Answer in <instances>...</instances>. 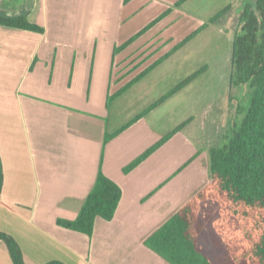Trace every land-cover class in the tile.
<instances>
[{"label": "rangeland", "instance_id": "rangeland-1", "mask_svg": "<svg viewBox=\"0 0 264 264\" xmlns=\"http://www.w3.org/2000/svg\"><path fill=\"white\" fill-rule=\"evenodd\" d=\"M20 1L0 0V15ZM124 1L49 0V12L42 21L48 22V28L53 32L59 26V33L63 37H68L69 29L64 28L60 19L67 16L72 21L71 28L77 35V43H81L89 54H82L78 58L80 65L88 66L93 75V90L99 89L103 79L105 85L110 82L111 98H107L106 105L110 113L109 130L113 134L125 128L185 78L207 67L206 72L190 85L114 140L108 158L113 178L117 179L118 176L125 183V188L130 187V182L126 180L128 175L122 174V168H126L178 125L189 121L186 128L145 161L138 171L132 172L137 178V190L145 196L141 198L148 195L147 199L154 197V200L162 202L166 196L174 195L173 199H180L178 203L175 201V205L173 200L170 212H175L208 183V149L220 142L229 121L239 116L241 106L248 104L247 88L230 86L231 58L234 35L240 30L242 10L247 4L254 7L256 0H186L180 7H175L180 0H131L128 4H124ZM228 6L231 9L219 25L209 24L128 91L120 97H112ZM167 9L173 10L167 18L126 50L112 57L114 47H119L143 30ZM32 79L33 76L27 78V84ZM106 90L109 91L108 85ZM80 93L82 98L83 92ZM0 128L12 129L9 147L14 146L20 168L27 171L30 156L23 129L16 120L8 121L1 117ZM5 159L16 160L14 155L7 152ZM190 159H194L193 162L179 171ZM13 177L11 172L10 178ZM150 188L154 192H150ZM28 191L29 198L25 202L30 204L34 190L29 188ZM221 218L216 203L208 201L202 205L199 244L213 264H239L233 260L227 243L235 236L230 225L223 226L227 232L226 240L216 231L215 223ZM240 264L247 263L242 261Z\"/></svg>", "mask_w": 264, "mask_h": 264}, {"label": "crops", "instance_id": "crops-1", "mask_svg": "<svg viewBox=\"0 0 264 264\" xmlns=\"http://www.w3.org/2000/svg\"><path fill=\"white\" fill-rule=\"evenodd\" d=\"M25 8L27 1L21 0L4 13H23ZM48 12L49 0H33L28 13L29 22L40 24L44 34L0 25V117L17 121L30 156L29 169L24 171L14 146L9 147L12 129L0 128L4 174L0 233L17 241L25 264H170L145 243L182 208L170 212L173 200L175 205L180 199H173L174 195L162 202L147 199L148 195L141 198L145 196L137 190L132 172L142 165L126 175L130 187L125 188L118 176L113 178L108 158L112 142L123 132L105 143L113 134L106 105L110 82L109 91L104 79L93 90V75L78 58L88 52L77 43L72 21L66 15L60 19L69 29L68 37H63L59 26L53 32L42 21ZM6 152L16 160H6ZM100 171L122 190L114 218H97L92 236L58 226L59 219L78 217ZM29 188L34 196L27 204ZM0 264H13L2 241Z\"/></svg>", "mask_w": 264, "mask_h": 264}, {"label": "trees", "instance_id": "trees-1", "mask_svg": "<svg viewBox=\"0 0 264 264\" xmlns=\"http://www.w3.org/2000/svg\"><path fill=\"white\" fill-rule=\"evenodd\" d=\"M129 1L131 0H125L124 4ZM185 1L180 0L175 7H180ZM230 9V6L226 7L208 24L191 33L112 97H120L128 91L142 77L203 32L209 24L219 25ZM30 10L31 7L25 8V11L16 17L0 15V25L44 34L41 26L29 22ZM172 12V9H167L143 30L119 47H114L112 57L126 50ZM239 24L240 30L234 35L232 46L230 86L246 87L248 104L241 106L239 116L229 121L220 142L208 149V183L145 243L147 248L170 264H213L199 244V215L202 205L208 201L218 205L222 216L215 223L217 233L226 240L227 232L223 226L227 224L235 234L234 238L227 241L233 260L239 264L242 261L247 264H264V0H256L254 7L251 4L245 5ZM206 70L207 67H203L185 78L125 128L106 137L105 143L137 124ZM188 124L189 121H185L170 131L124 168L123 173L128 175L142 165ZM193 160H188L179 171L187 168ZM3 181V162L0 156V202ZM121 199V188L100 171L78 217L73 221L59 219L57 224L65 229L92 236L96 219L111 221ZM0 241L7 246L13 264H25L20 246L12 236L0 233Z\"/></svg>", "mask_w": 264, "mask_h": 264}, {"label": "water", "instance_id": "water-1", "mask_svg": "<svg viewBox=\"0 0 264 264\" xmlns=\"http://www.w3.org/2000/svg\"><path fill=\"white\" fill-rule=\"evenodd\" d=\"M32 2L33 0H27V8L32 7ZM17 15H19V13H14L12 15H9V17H16Z\"/></svg>", "mask_w": 264, "mask_h": 264}]
</instances>
